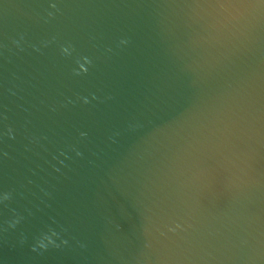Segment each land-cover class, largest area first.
Wrapping results in <instances>:
<instances>
[{"label": "water", "instance_id": "95a60500", "mask_svg": "<svg viewBox=\"0 0 264 264\" xmlns=\"http://www.w3.org/2000/svg\"><path fill=\"white\" fill-rule=\"evenodd\" d=\"M0 264H264V0H0Z\"/></svg>", "mask_w": 264, "mask_h": 264}]
</instances>
